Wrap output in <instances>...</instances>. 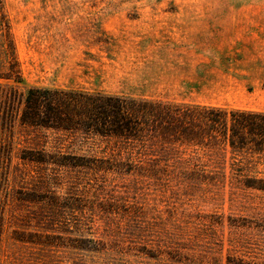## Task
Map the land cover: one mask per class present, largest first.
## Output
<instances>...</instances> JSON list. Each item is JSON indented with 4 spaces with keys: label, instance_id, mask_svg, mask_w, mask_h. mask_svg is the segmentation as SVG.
I'll return each instance as SVG.
<instances>
[{
    "label": "rangeland",
    "instance_id": "374dc122",
    "mask_svg": "<svg viewBox=\"0 0 264 264\" xmlns=\"http://www.w3.org/2000/svg\"><path fill=\"white\" fill-rule=\"evenodd\" d=\"M11 86L264 112V0H0L2 111ZM4 127L0 264H264L263 190L143 179L106 142Z\"/></svg>",
    "mask_w": 264,
    "mask_h": 264
},
{
    "label": "trees",
    "instance_id": "16d2710c",
    "mask_svg": "<svg viewBox=\"0 0 264 264\" xmlns=\"http://www.w3.org/2000/svg\"><path fill=\"white\" fill-rule=\"evenodd\" d=\"M8 80L21 81L12 64ZM9 120L36 134L32 148H113L112 170L143 179L264 191V112L185 105L84 90L14 86L2 96ZM15 111V112H14ZM11 123V124H10Z\"/></svg>",
    "mask_w": 264,
    "mask_h": 264
}]
</instances>
